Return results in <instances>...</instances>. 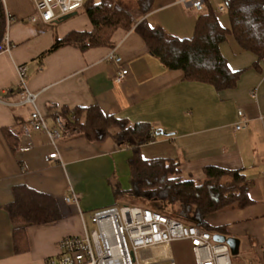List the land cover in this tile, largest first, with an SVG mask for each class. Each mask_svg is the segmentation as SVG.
<instances>
[{"label":"crops","instance_id":"1","mask_svg":"<svg viewBox=\"0 0 264 264\" xmlns=\"http://www.w3.org/2000/svg\"><path fill=\"white\" fill-rule=\"evenodd\" d=\"M128 10L147 19L168 35L188 38L194 33L198 16L212 5L218 10L227 0H205L199 11L179 0H152L150 10L139 16L137 0H119ZM4 27L11 43L10 51L0 52V264H46L58 258V242L66 236H81L88 227L86 212L101 209L85 199L83 174L89 171L129 173L132 149L119 145L111 136L90 141L72 129L61 116L64 110L96 106L104 114L127 117L131 123L147 122L156 131H165L140 146L145 159L167 158L179 162L185 180H203L207 166L241 170L253 181L249 196L254 201L246 208L226 209L209 217L213 226H222L224 235L240 239V250L247 253L252 241L257 257L244 264H264V59L242 49L232 36L220 44V50L233 71L240 72L232 88L217 90L213 85L187 80L181 69H169L153 55L134 28L117 29L112 46L80 50L66 45L47 54L57 38L71 31H91L85 9L69 18L50 23L32 22L37 12L33 0H1ZM5 33V32H4ZM123 58L129 74L121 83L114 81L116 66L106 60L111 49ZM25 65L28 88L37 93V108L50 128H59L62 137L57 149L60 159L46 160L55 147L48 135L31 128L34 147L26 152L12 148L24 142L23 127L29 124L33 106L20 102V93H8L21 87L18 66ZM256 91V96H252ZM243 110L247 122L236 129ZM5 131L13 134L8 139ZM25 184L51 194L60 211V219L25 228L27 245L17 252L14 224L7 207L13 201V189ZM70 187L78 202H67ZM113 204V203H111ZM93 229V228H92ZM248 240V241H247ZM173 247V246H172ZM238 253V254H239Z\"/></svg>","mask_w":264,"mask_h":264},{"label":"trees","instance_id":"2","mask_svg":"<svg viewBox=\"0 0 264 264\" xmlns=\"http://www.w3.org/2000/svg\"><path fill=\"white\" fill-rule=\"evenodd\" d=\"M84 4L93 29L75 30L61 39L57 38L52 47L40 55V59L66 45L80 50L112 46V35L119 28H134L145 40L149 51L166 68L181 69L187 80L208 83L217 90L234 87L240 75L229 67L220 50V44L228 36H232L242 49L264 59V0H227L229 26H224L218 10L208 5L206 12L198 16L194 33L188 38L168 35L162 28L152 26L147 19L139 21V17L119 0H85ZM151 4L152 0H137L139 16L146 14ZM0 9L1 43L5 32L1 0ZM21 90L19 87L8 93H20ZM61 116L69 127L90 141H101L111 136L120 146L131 147L130 188L121 190L120 195L137 201V206L160 211L212 234H224L225 229L211 225L209 217L226 209L246 208L254 202L249 196L253 181L247 179L241 170L207 166L203 180H185L180 176L178 161L145 159L140 146L155 140L161 131L154 130L150 123H131L127 117L104 114L96 106L64 110ZM5 133L8 139H13L10 131ZM14 140L12 148L18 150L16 135ZM13 195L7 210L15 226V249L19 252L27 245L26 226L52 223L61 215L56 199L49 193L19 184L14 187Z\"/></svg>","mask_w":264,"mask_h":264},{"label":"built area","instance_id":"3","mask_svg":"<svg viewBox=\"0 0 264 264\" xmlns=\"http://www.w3.org/2000/svg\"><path fill=\"white\" fill-rule=\"evenodd\" d=\"M201 11L205 0H179ZM37 12L30 20L50 23L69 13L85 9V0H33ZM224 8L221 7L220 11ZM6 31L0 43V52L10 51L7 18ZM106 60L116 66L114 81L121 83L129 74L123 58L111 49ZM21 78L20 102L33 106L29 124L23 127L24 142L19 151L26 152L34 147L30 129L45 132L55 151L46 156V160L60 159L57 149L62 137L59 128H50L44 114L37 108V93L32 92L26 82L27 68L18 66ZM256 96V91H252ZM240 121L236 129L244 128L247 122L243 110L238 111ZM67 202H78V195L70 187ZM94 228L86 230L81 236H66L59 240L58 258H49L46 264H176L173 243L187 241L191 245L195 264H232V253L227 242L213 239V234L196 225H188L160 211L142 206L121 204L105 207L91 214Z\"/></svg>","mask_w":264,"mask_h":264},{"label":"rangeland","instance_id":"4","mask_svg":"<svg viewBox=\"0 0 264 264\" xmlns=\"http://www.w3.org/2000/svg\"><path fill=\"white\" fill-rule=\"evenodd\" d=\"M224 9H226L224 7ZM222 20L227 21L225 10L220 11ZM82 181L84 183L86 197L88 203L101 204V208L111 206L113 204H138L137 201L120 195L121 190H125L129 183V173L122 168H117L115 172H86L83 174ZM113 203V204H111ZM90 212H86L89 229L94 228L89 221ZM248 241V240H247ZM250 247L247 253L242 249L237 255H232V264H244L248 259H255L257 253L252 246L254 243L248 241ZM173 253L176 264H195L193 249L187 241H177L173 243Z\"/></svg>","mask_w":264,"mask_h":264},{"label":"water","instance_id":"5","mask_svg":"<svg viewBox=\"0 0 264 264\" xmlns=\"http://www.w3.org/2000/svg\"><path fill=\"white\" fill-rule=\"evenodd\" d=\"M0 11H1V9H0ZM74 14H76V12L69 13V14L65 15L63 18H69V17L73 16ZM158 134H167V133L165 131H159ZM213 239L216 241H220V242H227L230 246L232 255H237L239 253L240 239L233 237V236H227V235H224L222 233L213 234Z\"/></svg>","mask_w":264,"mask_h":264}]
</instances>
